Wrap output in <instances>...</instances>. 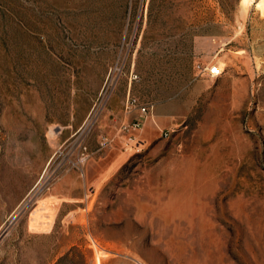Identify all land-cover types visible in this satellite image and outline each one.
Here are the masks:
<instances>
[{
    "label": "rangeland",
    "instance_id": "obj_1",
    "mask_svg": "<svg viewBox=\"0 0 264 264\" xmlns=\"http://www.w3.org/2000/svg\"><path fill=\"white\" fill-rule=\"evenodd\" d=\"M0 264H264V0H0Z\"/></svg>",
    "mask_w": 264,
    "mask_h": 264
},
{
    "label": "built area",
    "instance_id": "obj_2",
    "mask_svg": "<svg viewBox=\"0 0 264 264\" xmlns=\"http://www.w3.org/2000/svg\"><path fill=\"white\" fill-rule=\"evenodd\" d=\"M208 72L211 76L217 77L220 76L223 71L217 65H213L208 68ZM143 111H145V108H143Z\"/></svg>",
    "mask_w": 264,
    "mask_h": 264
}]
</instances>
